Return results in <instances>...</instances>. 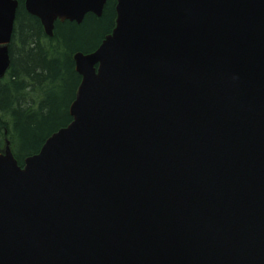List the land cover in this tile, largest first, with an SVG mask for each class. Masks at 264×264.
<instances>
[{"label": "water", "instance_id": "obj_1", "mask_svg": "<svg viewBox=\"0 0 264 264\" xmlns=\"http://www.w3.org/2000/svg\"><path fill=\"white\" fill-rule=\"evenodd\" d=\"M108 0H25L48 37ZM19 2L0 0V78ZM72 122L0 156V264H264V0H118Z\"/></svg>", "mask_w": 264, "mask_h": 264}, {"label": "trees", "instance_id": "obj_2", "mask_svg": "<svg viewBox=\"0 0 264 264\" xmlns=\"http://www.w3.org/2000/svg\"><path fill=\"white\" fill-rule=\"evenodd\" d=\"M18 1L12 65L0 81V149L9 139L22 165L72 122L69 109L81 83L74 55L96 51L112 32L116 0L108 1L101 17L87 14L81 25L57 22L52 38L40 20L25 11V0Z\"/></svg>", "mask_w": 264, "mask_h": 264}, {"label": "bare ground", "instance_id": "obj_3", "mask_svg": "<svg viewBox=\"0 0 264 264\" xmlns=\"http://www.w3.org/2000/svg\"><path fill=\"white\" fill-rule=\"evenodd\" d=\"M6 133V135H8V133L7 132H5ZM7 137V136H6Z\"/></svg>", "mask_w": 264, "mask_h": 264}, {"label": "flooded vegetation", "instance_id": "obj_4", "mask_svg": "<svg viewBox=\"0 0 264 264\" xmlns=\"http://www.w3.org/2000/svg\"><path fill=\"white\" fill-rule=\"evenodd\" d=\"M115 7H116V5H115ZM69 23V22H68Z\"/></svg>", "mask_w": 264, "mask_h": 264}]
</instances>
